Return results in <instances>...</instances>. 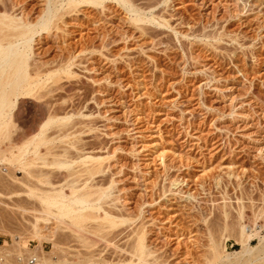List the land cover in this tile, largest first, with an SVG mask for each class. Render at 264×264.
Masks as SVG:
<instances>
[{
	"label": "rangeland",
	"instance_id": "1",
	"mask_svg": "<svg viewBox=\"0 0 264 264\" xmlns=\"http://www.w3.org/2000/svg\"><path fill=\"white\" fill-rule=\"evenodd\" d=\"M150 1L157 6L153 12L160 13L158 16L162 15L169 27L153 24L144 35L140 28L129 22L130 16L112 3L101 16L102 30H94V26L80 28L76 22L71 23L74 20H69L62 25L67 33L58 31L64 38L47 40L42 49L48 51L37 55L36 59L45 62L60 57L63 53L57 45L63 41L64 45L78 51L79 45L92 46V43L103 49L104 56L99 57L97 67L93 66L94 61L85 59L84 54L80 56L79 59L86 60L87 64L84 63L92 68L85 70L81 67H85L84 64L73 67L81 79L62 80L64 88L52 93V102L58 107L74 104L79 110L87 100L88 107L82 110L85 114L94 113L91 124L97 129L84 135V142H104V146L110 148L99 152L88 150L96 155L109 157L111 151L119 149L116 157L110 156L106 165L110 160L108 165L118 172L123 198L130 199L129 193L133 195L130 200L134 204L124 200L131 206L130 212H138L141 199L148 202L157 199L156 187L168 185L175 179L183 181L179 185L181 195L190 193L202 201L201 212L193 211L192 219L198 222L192 227L186 197L178 200L174 195L169 197V193L165 200L164 197L159 199L161 204L154 203L151 214H146L148 221L160 220L159 230L168 241L158 243L154 237L151 241L157 249L161 248L163 255L167 254L164 256H171L169 264L179 263L176 260L179 261L180 254H193V251L196 252L194 257L198 258L193 264H206L212 250L208 246V227L214 238L232 253L231 262L238 264L242 257L235 258L234 252L241 248V226L252 227L256 211V214L264 211V161L259 159L262 158L260 149L264 148V0H168L165 4V0H144L142 5ZM79 9L78 18L83 20L98 13L90 7ZM43 97L24 100L20 127L30 126L32 120L33 129L43 120L40 118L43 109L39 106L51 98L49 95L48 99ZM33 115L35 119L38 116L37 120L34 121ZM29 129L27 131L31 132ZM45 148L46 145L40 154L48 156L46 160L51 162V151L48 155ZM42 160L36 159L39 162L33 165H38L31 168L30 173L29 166L22 172L18 167L12 168L11 173L18 178V183L10 180L11 174H8L9 178L3 176L9 183L0 177L2 183L8 185L4 187L0 181V192L7 194L0 193V264H21L17 258L24 252L50 258L55 251L52 249V217L48 213L44 216L40 201L35 197L32 200L26 190L31 186L45 188L52 182V165L51 168L43 166ZM1 166L4 165L0 163ZM139 172L145 178L142 189L134 178ZM23 177L25 183L29 181L27 187L21 182ZM217 177L221 181L218 185L215 184ZM29 183L32 184L30 187ZM202 183H205L204 190ZM10 190L20 194L8 196ZM33 201L38 202L39 206L37 202L34 205L38 211L41 207L40 212L25 211L26 206H33ZM35 215L49 218L48 222L39 220L40 237L47 236V240L32 236L35 233L32 223L37 220ZM261 218L264 220L260 215L258 227L264 224ZM177 223L190 225L191 231L175 237ZM59 233L58 239L65 243L68 233ZM18 238L24 243L19 244ZM65 244L56 250L58 258L64 261L71 256L68 244ZM253 244H258V240ZM172 251L178 252L179 256L173 257ZM187 254L184 256L188 257ZM192 257L189 256V260Z\"/></svg>",
	"mask_w": 264,
	"mask_h": 264
},
{
	"label": "bare ground",
	"instance_id": "2",
	"mask_svg": "<svg viewBox=\"0 0 264 264\" xmlns=\"http://www.w3.org/2000/svg\"><path fill=\"white\" fill-rule=\"evenodd\" d=\"M139 1L142 0H0V163L4 165L0 168V177L2 176V181H4L5 178L3 176L8 177V174H11L12 177L9 176L10 180L12 181L13 179L12 182L17 181L18 183V178L14 177V174L12 175L11 173L12 168L18 167L17 169L22 172L29 166L28 171L29 169L30 171L28 173H30L32 172L31 168L35 166L33 164L38 163L41 159H43V166L50 167L52 165V177L54 176L52 182H48L47 184L49 186L47 185L48 187L45 188L43 186L39 188H36V186L34 188L32 186L30 187L32 181L28 184L30 187L28 188L26 183L29 181L27 180L25 183L24 177L22 178L24 181L22 180L21 182L24 183V186L26 184L25 187H27L26 190L30 195L29 197L31 199L35 197L34 199L40 201L39 205L45 210L44 216L48 213L51 215L50 218L52 217V224H54V228L52 229V249L55 251L50 258L44 257V255H38V253L33 255L29 254L31 257L27 254V257L24 252L18 255L17 258L21 264H169L168 261L171 256L169 255L167 258V254L163 252L166 255L164 256L160 252L161 248L157 249V246L155 247L151 241L153 237V240L158 243L163 244L165 241H168L165 240L166 235L160 231V224L158 222L160 220L148 221L149 219L147 220L146 218V214L148 212L150 213V208L154 207L155 204H161L162 201L160 202L159 199L164 197L165 200L169 193V197L174 195L173 197L178 200L186 197V201H189L188 203L190 205L188 207L189 213L187 214L191 217V227L193 223L198 222L192 219V217L195 212H201L202 201L190 193L188 196L185 194L181 195L179 185L183 181L177 179L170 181L168 185L164 183L156 187L158 188L155 193L157 199L155 198L152 202L141 199L138 202V212H130L131 206L129 207L128 204L133 203L130 200L133 198V195L129 193L130 199L123 198L122 188L119 186L121 185V179L117 177L118 172L113 171L111 165H108L110 160L106 165L110 156L112 158V156L117 155L116 152L119 149H116L114 152L111 151L109 157H107L108 155H96L90 151L88 152V150H98L99 152L105 148H110L106 145L104 146V142L98 141V143L94 144L84 142L83 136L97 129V127L91 124L93 123L91 118L94 113L89 111V113L85 114L82 110L85 106L86 108L88 107L87 100L85 105L79 110L74 107V104L58 107L52 102V93L64 88L61 84L62 80L75 81V79L78 80L80 78V75L73 68L77 65L84 64L85 66L87 64V61L83 60V58L81 60L79 59L80 56L84 54L85 59H88L90 62L92 60L96 64L91 63V66L93 64L94 67H97L100 58L104 56L103 49L93 46L92 43V46H87V44H84L85 46H81L83 44L79 45L81 49L78 51L76 48L71 49L69 45H64L66 44L65 41H61L62 43L57 45V48L63 53H59L60 57L58 56L54 60L50 59L45 62H40V60L38 61L36 59L37 55L45 54L48 51V49H42L47 43V40L64 38L61 37L62 35H59L58 31H62V25L67 24L69 20H74L71 23L76 22L75 25L77 24L79 27L84 26L89 28L94 26V30L103 28V26L101 27V22L103 21V17L101 16H104L103 13L108 10V5L112 3L119 5L130 16L129 22L140 28L144 35L148 33V30L153 24L160 27H169L167 25L168 21L162 15L158 16L160 13L156 15L153 12L156 4H152V1H150L146 5H142L144 0L142 3ZM165 2H168V0H165L163 3L165 4ZM83 6L93 8L94 10L96 9V12H98L96 13L97 15L94 14L95 17L88 18L87 20L79 19V8ZM67 27L69 26L67 25ZM65 32L64 34L67 33ZM101 36L105 37L104 35ZM76 52H79V54H76ZM86 66L81 67L85 70L92 68ZM48 95L51 97L50 101H44L41 104L42 108L40 107L41 105L39 106L41 110L43 109V113L40 114L41 117L39 116L43 120L39 118L41 122L39 121L37 126L36 123L38 122H36V127L33 129L34 124H32L31 120L30 126L31 124L32 126L30 129L28 128L29 130L32 129L31 132L27 131L28 129L26 130L30 126L24 128V125L21 124L23 127H20L19 122L24 117L22 116L23 112L21 110L24 100L26 98L45 99L43 96H46V99H48ZM30 118L32 119V117ZM37 118L38 116L36 119L34 118V121ZM28 124L29 122L26 123V125ZM45 145L48 155L52 154L51 162L46 160L48 156L41 155L42 152L40 150ZM50 145L52 146L50 147L52 150H49ZM259 153L262 155V158L260 156L259 159L264 161V148L260 149ZM30 155H32V158ZM33 156L39 159V161L36 162V159L34 161L33 159L35 157L33 158ZM119 172L122 171L119 170ZM33 175L34 173L32 177ZM27 177L30 180L32 179L29 175ZM37 177L40 179L39 175ZM8 178L4 182L8 181L7 183H9ZM134 178L137 179L138 187L142 189L145 186L144 175L139 172L137 175L135 174ZM215 180L216 185L221 182L218 177ZM1 183L0 185L3 184ZM39 183H41V180ZM204 184L202 183L201 185L203 190ZM4 185L8 186L6 183L2 186ZM15 189L17 190L18 188ZM2 193L3 196L6 194L4 192ZM15 193L18 194L19 192L10 190L8 191V196H15ZM35 202L30 208L26 206L27 209L24 208L25 211L29 212L28 209H32V211L34 209L36 211H34L35 213L40 212L41 207H39L38 211L35 207ZM31 203L30 205H32ZM39 205L37 202V206ZM193 211L195 212L193 213ZM34 212L30 213L33 214ZM41 212L43 213L42 210ZM256 213L252 227L247 225L241 226V239L239 240L241 248L234 252L235 258L237 256L242 257L238 260V264H264V224L258 227L260 215L264 218V211L262 214ZM44 216L40 218L48 222L49 218H45ZM35 217H37V220L32 223V227L35 230L33 231L32 229V231L35 233L32 236H36V239L37 237L41 239V237H44H40L42 230L40 231L39 229V223L41 219L38 218V215H35ZM262 221L264 220L262 219ZM176 225V228H178L175 237H182L185 232L189 233L191 231L189 230L191 229L190 225H181V223H177ZM59 231V234H61V231L68 233L66 237L69 240L67 238L65 243L68 244L70 242L67 248L69 247L71 256H68V258H64L63 256L65 261L58 258V253L56 252V250L58 251V246L61 248L65 244L57 237ZM206 231L208 232L207 234L210 240L208 246L212 249L206 259V264H233L231 262L232 253L226 250L223 244L214 238L210 227ZM18 240L16 241L19 244L24 243L22 239ZM254 240H258V244H253ZM17 242L16 244H18ZM61 242L62 245H60ZM155 244L157 245V243ZM20 246L22 247V245ZM177 253L173 252L171 255L173 257L176 255L179 256ZM194 253L196 252L193 251ZM186 254L187 252L183 255L180 254L177 258L179 261L176 260V262H179L177 264L196 263L195 260L197 257L195 258L189 252L187 255L190 257L193 255L195 258L192 257V260H189V256H184ZM31 259H35L33 263H31Z\"/></svg>",
	"mask_w": 264,
	"mask_h": 264
},
{
	"label": "built area",
	"instance_id": "3",
	"mask_svg": "<svg viewBox=\"0 0 264 264\" xmlns=\"http://www.w3.org/2000/svg\"><path fill=\"white\" fill-rule=\"evenodd\" d=\"M34 260H35V259H33V260L31 259V261H32L31 263H33Z\"/></svg>",
	"mask_w": 264,
	"mask_h": 264
}]
</instances>
